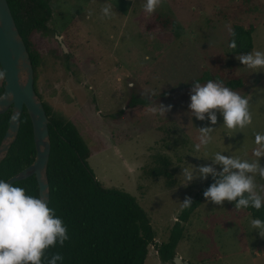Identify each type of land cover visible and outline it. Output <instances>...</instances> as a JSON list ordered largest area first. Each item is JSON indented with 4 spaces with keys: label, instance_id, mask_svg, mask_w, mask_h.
Instances as JSON below:
<instances>
[{
    "label": "rangeland",
    "instance_id": "1",
    "mask_svg": "<svg viewBox=\"0 0 264 264\" xmlns=\"http://www.w3.org/2000/svg\"><path fill=\"white\" fill-rule=\"evenodd\" d=\"M145 3L51 0L48 32L30 35L39 56L38 97L52 116L76 126L101 184L130 193L148 214L156 237L145 264H178L163 262L158 247L169 241L186 197L201 204L183 223L180 264H264V238L250 225L256 218L235 202H208L203 192L211 176L187 187L181 176L189 164H211L216 152L259 159L264 69L245 67L229 45L236 26L252 25L253 49L264 52V0H161L152 14ZM106 4L115 10L110 18L102 15ZM209 79L249 100L250 125L228 129L219 112L216 125L191 115L192 83ZM158 104L172 107L165 115L153 113ZM206 126L213 127L212 140L197 151L199 128ZM165 170L168 175H158Z\"/></svg>",
    "mask_w": 264,
    "mask_h": 264
},
{
    "label": "trees",
    "instance_id": "2",
    "mask_svg": "<svg viewBox=\"0 0 264 264\" xmlns=\"http://www.w3.org/2000/svg\"><path fill=\"white\" fill-rule=\"evenodd\" d=\"M7 1L30 53L36 82L39 56L32 50L30 35L34 31L48 32V24L52 19L51 0ZM168 24L165 22V26ZM254 29L252 25L247 29L235 27L230 40H235L237 45L235 49L231 48L234 54L247 53L253 49ZM4 88L5 82L2 80L0 96ZM35 90L38 95L36 83ZM44 106L50 120L51 137L47 171L49 207L62 218L69 236L62 247L58 244L47 250L45 264L47 258L57 252L64 257L58 264H145L149 247L155 244L156 237L148 214L130 193L105 188L101 184L89 165L91 152L76 126L52 116L50 107ZM11 113L10 110L0 116V146L9 128ZM35 157L33 125L27 110H24L18 137L0 163V179L7 181L17 175L30 166ZM162 174L168 175L166 170L158 173ZM14 185L24 188L28 195L40 197L35 176ZM200 204L201 199L196 197L190 207L182 209L169 241L158 247L163 262L173 261L176 257V249L184 235L183 223L189 221ZM245 210L254 218L264 220V207L260 210L249 207Z\"/></svg>",
    "mask_w": 264,
    "mask_h": 264
},
{
    "label": "clouds",
    "instance_id": "3",
    "mask_svg": "<svg viewBox=\"0 0 264 264\" xmlns=\"http://www.w3.org/2000/svg\"><path fill=\"white\" fill-rule=\"evenodd\" d=\"M160 3L161 0H146L142 7L146 13L152 14ZM101 11L103 16L110 18L115 10L111 4H106ZM229 46L235 49V40ZM237 59L253 72L264 69V52L253 49L241 53ZM5 75V71H0V80ZM190 101L191 115L200 121L209 120L211 125L217 124V112L222 115L223 125L228 129H242L252 123L249 100L225 86L221 80L209 79L204 84L193 82ZM171 107L158 104L151 111L165 115ZM199 131V143L195 145L197 151L211 142L213 127H201ZM262 140L264 134L256 133L258 145ZM262 149L264 146L256 150L255 155L259 159L255 160L216 152L211 164L182 167L183 185L187 187L197 179L207 180L211 176L214 182L203 192L208 202L219 206H223L225 201L235 202L237 210L249 207L260 210L264 207V195L261 194L264 193V185H257L255 178L258 175L264 179V165L260 163V158L264 157ZM216 165H220L222 170L218 171ZM180 204L187 208L193 200L186 197ZM250 225L264 238V220L252 219ZM68 239L66 225L46 199L28 195L24 188L0 179V264H45L47 250L58 244L62 247ZM63 259L57 252L47 258L46 264H58Z\"/></svg>",
    "mask_w": 264,
    "mask_h": 264
},
{
    "label": "water",
    "instance_id": "4",
    "mask_svg": "<svg viewBox=\"0 0 264 264\" xmlns=\"http://www.w3.org/2000/svg\"><path fill=\"white\" fill-rule=\"evenodd\" d=\"M62 47L67 52L64 44ZM0 67L6 73L4 92L0 96V116L10 110L12 112L9 128L0 146V163L16 141L22 114L27 110L33 125L36 157L30 166L7 181L14 184L35 176L40 197L46 199L49 205L50 185L47 171L51 154L50 120L35 90L33 62L7 0H0ZM174 262L180 264L181 259L175 257Z\"/></svg>",
    "mask_w": 264,
    "mask_h": 264
},
{
    "label": "flooded vegetation",
    "instance_id": "5",
    "mask_svg": "<svg viewBox=\"0 0 264 264\" xmlns=\"http://www.w3.org/2000/svg\"><path fill=\"white\" fill-rule=\"evenodd\" d=\"M57 38H59V37L57 36Z\"/></svg>",
    "mask_w": 264,
    "mask_h": 264
}]
</instances>
